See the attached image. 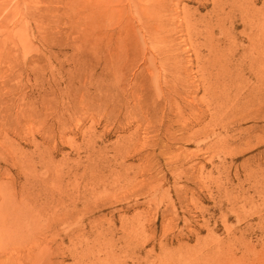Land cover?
Masks as SVG:
<instances>
[{
  "label": "rangeland",
  "instance_id": "374dc122",
  "mask_svg": "<svg viewBox=\"0 0 264 264\" xmlns=\"http://www.w3.org/2000/svg\"><path fill=\"white\" fill-rule=\"evenodd\" d=\"M242 18L264 0H0V264H264V122H197L195 53Z\"/></svg>",
  "mask_w": 264,
  "mask_h": 264
},
{
  "label": "bare ground",
  "instance_id": "6f19581e",
  "mask_svg": "<svg viewBox=\"0 0 264 264\" xmlns=\"http://www.w3.org/2000/svg\"><path fill=\"white\" fill-rule=\"evenodd\" d=\"M240 21L243 28L242 33H248V35H250L248 36L247 46H236L234 43L235 38L233 36L231 38H234V42L231 40L230 36L232 33H230V31L236 27L235 24L229 23V31H226L222 25L218 24L217 28L223 33L224 38L214 39L212 37L211 42L203 45L204 48L207 49V59H203L201 53H195L197 54L195 59H197L196 62L198 63L197 72L199 73L202 85L204 84L205 86L206 81L210 84L209 86L207 85V88L205 89L206 95L209 98L208 103L207 105L205 103L206 108L199 112L197 122H200L207 117H209L210 120L219 118L227 121L233 115L243 112L248 106H256L255 113L251 115L249 119L254 122H264V54L262 49H259L260 45L261 47L264 46V21L258 19L250 20L246 18H242L239 22ZM145 33L150 38L153 37L151 27H145ZM257 48L258 51H255ZM253 49L254 53L252 52ZM162 62L164 63L165 61ZM170 85L173 84L171 83ZM170 91H172V89ZM122 94L123 97L125 96L122 105L124 118L127 119L129 114H132L134 115L136 122H141L142 118L138 113L140 109L139 106L134 104L130 107L128 101H126V96L129 94L124 89L122 90ZM131 96L135 99V90L132 92ZM57 221L59 220H54V222Z\"/></svg>",
  "mask_w": 264,
  "mask_h": 264
}]
</instances>
